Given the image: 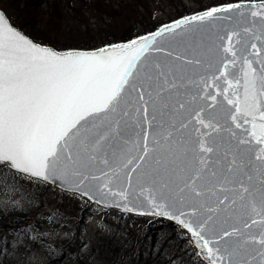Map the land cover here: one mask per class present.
<instances>
[{
  "label": "snow or ice",
  "instance_id": "obj_1",
  "mask_svg": "<svg viewBox=\"0 0 264 264\" xmlns=\"http://www.w3.org/2000/svg\"><path fill=\"white\" fill-rule=\"evenodd\" d=\"M234 7L240 5L212 8L161 28L156 36ZM255 7L261 9L251 13L261 18L259 34L247 27L244 32L264 44V5ZM156 36L59 54L33 43L0 14V164L122 199H127L123 185L131 187L134 180L148 193L151 214L187 229L201 252L206 250L209 264H264V59H249L261 50L251 42L237 49L233 37L235 44L241 39L235 31L218 37L227 39L223 50L232 57L220 75L229 88H242V97L233 92V98L224 89L232 109L222 114L208 111L206 98L215 102L216 95L189 91L199 73L190 74L187 66L204 67L195 47L140 64ZM238 61L233 84L227 69ZM229 119L237 129L240 119L251 123L250 139L232 132ZM133 124L140 130L134 140ZM224 130L230 138L224 139ZM83 194L94 199L88 190ZM241 211L259 220L249 222ZM253 225H259L257 231H251Z\"/></svg>",
  "mask_w": 264,
  "mask_h": 264
},
{
  "label": "rangeland",
  "instance_id": "obj_2",
  "mask_svg": "<svg viewBox=\"0 0 264 264\" xmlns=\"http://www.w3.org/2000/svg\"><path fill=\"white\" fill-rule=\"evenodd\" d=\"M224 1L0 0V10L19 31L37 36L35 42L71 48ZM134 9L141 11L137 15ZM113 13L116 16H109ZM9 229L15 231L9 234ZM61 248L65 261L53 253ZM192 248L188 234L167 220L101 207L0 164V264H96V258L106 264H125L128 259L158 264L162 255L174 264H204ZM89 251L97 254L93 262Z\"/></svg>",
  "mask_w": 264,
  "mask_h": 264
},
{
  "label": "water",
  "instance_id": "obj_3",
  "mask_svg": "<svg viewBox=\"0 0 264 264\" xmlns=\"http://www.w3.org/2000/svg\"><path fill=\"white\" fill-rule=\"evenodd\" d=\"M228 5H240V7H234L231 11L227 12H220L214 14L212 18H206L204 21L195 20L191 23H185L181 27L176 28L175 32L172 31H165L162 35L156 36V33L160 31L161 28H172L178 22L184 20H189L194 15H202L205 11H209L212 8L217 7H227ZM256 5H264V0H255V1H239L234 3L228 4H220L217 6L209 7L205 10L198 11L195 13H191L188 15H183L175 20L170 22L164 23L156 27L153 31L136 36L132 39L117 42L110 45H105L96 49L92 50H81V49H72L66 51H57L56 49L41 45L34 42L30 37L25 35L23 32L19 31L15 28L7 19L5 14L0 10V14L4 15L6 18V22L18 30L22 35L26 38L30 39L33 43L38 46L47 47L51 50L56 51L59 54H65L68 51H82V52H92V51H99L102 49H106L112 46H123L126 44L131 43L132 41L139 40L145 36H156V40L151 49L145 52L144 56L141 58L140 64H143L145 60L147 61H162L166 59L165 52L173 49H179L183 51L185 48H193L195 47L198 52L200 53L202 63L204 67L202 68L200 65H189L187 66V70L189 73H199V75H194L193 79L198 81V84H193L189 87V91H200L201 96H204L205 93H211L212 95H216L217 99L215 102L211 100V97L208 96L206 98V103L209 106L208 111H221L223 114V110L232 109V105H228L227 101L224 99V89H228L227 95L230 98H233V92H236L238 95L242 97V88L236 89L235 87L229 88L227 81L224 79L223 76L220 75V72L223 70V64L228 62L232 59L230 53L224 52V47L229 46L227 39L221 41L218 39L220 36L227 37L228 34L235 31L239 33V38L241 39V44H235L237 37H233V44L237 49L242 47L244 42H251L257 43L258 48L261 50V54L259 57L249 55V59L255 61L257 59H264V44H260L259 41L255 40L251 37L250 33H245L244 28H250L253 32H256L257 35L259 34L258 28L260 24V17H252L251 13L253 11H261V9L256 8ZM249 53L251 49L248 50ZM239 55V53H238ZM139 66V65H138ZM254 67L259 68L258 64H254ZM241 69V62L238 61L235 65L229 64L227 69L228 80H232L233 84H235V80L239 77ZM213 74L217 77V79H213ZM204 76L205 79L201 81L200 77ZM220 93V94H217ZM250 120V118H249ZM241 123L242 127L237 129L234 124H232L231 120H228L227 127L231 129L232 132H235L237 136H241L245 139H250V132H251V123L244 124L243 119L238 121ZM257 124L259 125V121L257 120ZM199 127V125H197ZM145 128H147V122L145 121ZM247 130V131H245ZM139 128L133 124V126L129 129V136L131 139H136V133L139 132ZM203 131L207 132L208 129H203ZM221 135L224 139H228L231 137V132L224 130L222 131ZM151 140V136H149V141ZM252 144L255 145V141L252 140ZM259 147L258 145H255ZM242 149L247 148L248 145H241ZM139 147L136 148V152L139 153ZM15 172L24 174L26 176L44 181L49 183L58 189L70 193H76L80 196L88 199L91 202L96 203L97 205L110 208V209H117L122 212L134 214V215H144L149 217H158L162 219L169 220L178 226H180L184 231L188 233V238L193 246L196 254L200 257V259L205 263L209 264V257L207 255L206 250L202 253L201 249L196 246L195 238L192 237L191 233L187 231L181 224L177 223L175 219H169L167 216L164 215H157L151 214L154 210L152 209L151 205L148 203L146 197L148 196L147 192L141 193L138 185L135 181H132L131 187H127L126 184L123 187L127 188V199H122L119 196H114L107 192V190L103 192H97L95 188L86 189L84 186H77L76 184H66L63 181L55 180V179H41L34 177L30 174L17 171L11 166H6L1 164ZM89 183V182H86ZM94 184L95 182H91ZM85 190L89 191V194L94 197V199H89L87 196L83 194ZM119 190V186L117 188ZM126 206V207H125ZM239 209V204L236 206ZM130 209V210H128ZM240 215L243 219L251 221V219L259 220V216L250 211L245 214L244 212H240ZM259 225H253L251 231H257Z\"/></svg>",
  "mask_w": 264,
  "mask_h": 264
},
{
  "label": "trees",
  "instance_id": "obj_4",
  "mask_svg": "<svg viewBox=\"0 0 264 264\" xmlns=\"http://www.w3.org/2000/svg\"><path fill=\"white\" fill-rule=\"evenodd\" d=\"M238 1H253V0H227V1H224V2H222V3H231V2H238ZM89 2H92V0H89ZM217 4H221V3H217ZM216 4V5H217ZM121 5L122 4H119V6L116 8V10H114V11H117V10H119L120 8H121ZM135 11H136V13H137V15H138V13H140V11L141 10H137V9H134ZM109 16H116L114 13L111 15V14H109ZM181 16V15H180ZM111 18V17H110ZM124 18V17H123ZM114 19V18H113ZM126 21H130V19L129 20H126ZM168 21H170V20H168ZM161 24V22L159 23V24H157V25H155V26H152V27H150V28H147V29H138V30H133V28H129L128 30H126V31H124L123 33H121L120 35H117L115 38L114 37H112V38H108L107 40H103V41H100V42H97V43H95L94 45H89V44H86V45H83V44H80V45H77V46H75V47H71V48H60V47H57V46H53V47H55L56 49H58V50H68V49H76V48H78V49H94V48H97V47H101V46H104V45H108V44H112V43H117V42H121V41H125V40H128V39H131V38H133V37H135V36H138V35H141V34H144V33H146V32H149V31H151V30H153L155 27H157L158 25H160ZM146 25V24H145ZM146 28V27H145ZM29 37L30 38H32L34 41H39V40H37L38 38H37V36H35V35H33V34H29ZM19 218V217H18ZM153 218H155V217H153ZM164 220V219H163ZM170 222V221H169ZM170 223H172V224H174L176 227H179V226H177L175 223H173V222H170ZM180 228V227H179ZM148 229V228H147ZM15 230L14 229H9V231H8V233L9 234H12L13 232H14ZM193 249V248H192ZM59 250V249H58ZM191 250V249H190ZM191 252L193 253V255L196 257V258H199L198 257V255L196 254V252L194 251V249H193V251L191 250ZM53 253H56L55 255L57 256V259H59V260H64L63 258L65 257L64 255H65V250L63 249V248H61L59 251H53ZM96 252H92V251H89V253H88V260H92V258H93V256L94 257H96ZM106 255V254H105ZM124 256V255H123ZM152 258H153V256H154V254H151L150 255ZM149 256V257H150ZM105 257V256H104ZM99 258V257H98ZM200 259V258H199ZM201 260V259H200ZM65 261V260H64ZM134 260H127V263H125V264H135L134 262H133ZM51 262V260H46V262H45V264H51L50 263ZM92 262H93V260H92ZM95 262H96V264H106V261H100V260H97V258L95 259ZM201 262L202 263H204L202 260H201ZM65 264H67V263H65ZM90 264H93V263H90ZM141 264V263H140ZM146 264H156L155 263V261H152V262H148V263H146ZM158 264H174L172 261H170L168 258H166V257H164L163 255L161 256V259H160V261H159V263ZM205 264V263H204Z\"/></svg>",
  "mask_w": 264,
  "mask_h": 264
}]
</instances>
